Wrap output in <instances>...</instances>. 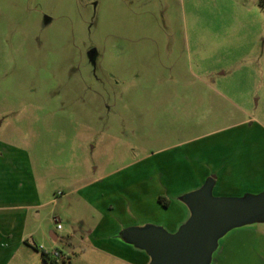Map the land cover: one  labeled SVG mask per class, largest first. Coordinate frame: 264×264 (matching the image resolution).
Instances as JSON below:
<instances>
[{"label":"rangeland","instance_id":"1","mask_svg":"<svg viewBox=\"0 0 264 264\" xmlns=\"http://www.w3.org/2000/svg\"><path fill=\"white\" fill-rule=\"evenodd\" d=\"M240 56L242 81L264 75L260 0H0V264L56 250L58 264H149L119 234L189 219L179 197L199 183L178 177L181 149L165 152L196 134L181 94L234 76ZM219 245L211 264H264V223Z\"/></svg>","mask_w":264,"mask_h":264},{"label":"crops","instance_id":"2","mask_svg":"<svg viewBox=\"0 0 264 264\" xmlns=\"http://www.w3.org/2000/svg\"><path fill=\"white\" fill-rule=\"evenodd\" d=\"M257 48L255 46L254 51ZM241 58L242 56L234 63V76L227 77L223 72L216 78L212 77L211 82L210 78L202 79V83L208 88L207 91L181 94V100L196 101L195 123L185 128L187 132L196 134L178 147L172 146L165 150L169 152L174 148L181 149L179 159L174 161L180 165L177 172L180 179L198 181L199 189L206 180L213 177V191L218 190L222 195L235 197L264 192V125L252 116L254 107L249 104L252 86L264 89V75L249 79L253 80L251 82L246 77L242 81L239 75L247 63ZM259 66L264 74V66ZM248 72L246 69L244 73ZM225 80L230 84L235 83L236 87H223ZM240 84L246 86L241 88ZM186 194L188 192L180 194L181 202ZM184 220L185 218L179 220L175 229L180 227ZM50 236L53 243L59 240L54 232ZM42 241L47 242L43 237ZM120 242L124 244L122 240Z\"/></svg>","mask_w":264,"mask_h":264},{"label":"water","instance_id":"3","mask_svg":"<svg viewBox=\"0 0 264 264\" xmlns=\"http://www.w3.org/2000/svg\"><path fill=\"white\" fill-rule=\"evenodd\" d=\"M95 50L89 52L94 63ZM214 178L182 197L190 217L175 233L147 225L122 230L119 238L144 251L149 264H211L219 242L229 232L264 223V192L242 197H215Z\"/></svg>","mask_w":264,"mask_h":264},{"label":"trees","instance_id":"4","mask_svg":"<svg viewBox=\"0 0 264 264\" xmlns=\"http://www.w3.org/2000/svg\"><path fill=\"white\" fill-rule=\"evenodd\" d=\"M260 6L264 7V0H260ZM160 203H162L164 206H168V202L164 201L163 199H160ZM58 257H60V253ZM42 259L46 264H58L57 260L53 259L52 256L46 252H42Z\"/></svg>","mask_w":264,"mask_h":264},{"label":"built area","instance_id":"5","mask_svg":"<svg viewBox=\"0 0 264 264\" xmlns=\"http://www.w3.org/2000/svg\"><path fill=\"white\" fill-rule=\"evenodd\" d=\"M54 222L58 224L59 223V219L58 218H54ZM58 228H60V225H58ZM48 254L50 256L54 257V258L59 256V252L58 251H54L53 253H48Z\"/></svg>","mask_w":264,"mask_h":264}]
</instances>
